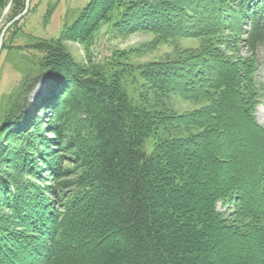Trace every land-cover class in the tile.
Instances as JSON below:
<instances>
[{
  "label": "trees",
  "instance_id": "1",
  "mask_svg": "<svg viewBox=\"0 0 264 264\" xmlns=\"http://www.w3.org/2000/svg\"><path fill=\"white\" fill-rule=\"evenodd\" d=\"M112 19L123 33L204 40L143 63L135 103L118 72L88 73L51 47L60 60L34 80L57 82L48 116L18 105L0 127V264H264V0H90L63 36L85 43ZM171 94L208 102L184 114L148 103ZM47 133L74 148L72 167ZM190 146L203 157L189 161Z\"/></svg>",
  "mask_w": 264,
  "mask_h": 264
},
{
  "label": "rangeland",
  "instance_id": "2",
  "mask_svg": "<svg viewBox=\"0 0 264 264\" xmlns=\"http://www.w3.org/2000/svg\"><path fill=\"white\" fill-rule=\"evenodd\" d=\"M90 0H30L25 15L13 24L6 32L3 46L0 52V127L12 116L20 120V112L31 110L32 116L48 114L49 104L46 98L49 96L51 86L57 82H50V78L42 76L34 83L37 76L42 73L49 61L51 68L57 64L58 56L52 54L51 47L59 46L62 52L68 57L69 62L85 68L90 72V67H101L110 72L116 71L119 81L125 88L128 97L134 100L142 90L140 89L141 79L138 70L143 63L149 61H161L174 56L178 51L187 48H197L203 43V38L197 37H176L166 41L160 40L154 33L148 31L119 32L112 26L114 19L102 24L92 39L83 43L76 39L68 38L64 32L66 27L80 15ZM25 7V0H0V32L4 25L14 16L21 13ZM64 35V36H63ZM158 39V40H157ZM242 47L237 46L240 55H245ZM259 66L255 72V79L258 88V104L255 109V120L264 126V46L258 52ZM67 62V61H64ZM65 66V71L70 75V69ZM45 68H48L47 66ZM74 68V67H73ZM194 78V77H193ZM192 78V79H193ZM178 81L184 78L176 77ZM131 100V99H130ZM207 100L185 99L179 94H171L169 97L148 101L155 109L172 108L176 114H184L193 111L207 104ZM133 104V103H132ZM20 110L16 111V106ZM48 116V115H47ZM50 121L53 122L49 116ZM48 118V119H49ZM163 131L154 130L142 143V150L151 154L154 152L156 140L162 136ZM47 138L55 140V136L47 133ZM1 138V137H0ZM6 144V143H5ZM57 146L62 151L61 162L72 167L73 151L66 141L61 140ZM60 145V146H59ZM56 146V147H57ZM215 147H213L214 149ZM10 149V148H8ZM49 151V149H48ZM199 148H188V160L194 161ZM50 152V151H49ZM200 158L202 154L199 153ZM58 155V153H57ZM204 162V163H203ZM209 162L202 160L200 163L206 167L203 170L206 181L214 176ZM59 159L54 165H59ZM221 171L222 167L214 166ZM33 183L40 186H47V180L33 179ZM256 199V197H254ZM216 209L229 212L226 205L217 203Z\"/></svg>",
  "mask_w": 264,
  "mask_h": 264
},
{
  "label": "water",
  "instance_id": "3",
  "mask_svg": "<svg viewBox=\"0 0 264 264\" xmlns=\"http://www.w3.org/2000/svg\"><path fill=\"white\" fill-rule=\"evenodd\" d=\"M29 4H30V0H25V7L23 9V11L19 14H17L16 16H14L10 21H8L4 27L2 28L1 32H0V52H1V49H2V46H3V42H4V37H5V34L7 32V30L13 25L15 24L17 21H19L20 18H22L25 13L27 12L28 10V7H29Z\"/></svg>",
  "mask_w": 264,
  "mask_h": 264
}]
</instances>
